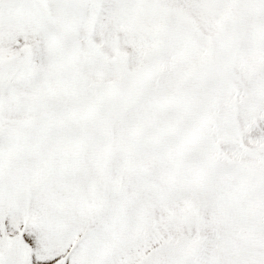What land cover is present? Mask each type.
I'll return each instance as SVG.
<instances>
[{
    "label": "snow or ice",
    "instance_id": "6c2138e0",
    "mask_svg": "<svg viewBox=\"0 0 264 264\" xmlns=\"http://www.w3.org/2000/svg\"><path fill=\"white\" fill-rule=\"evenodd\" d=\"M0 264H264V0H0Z\"/></svg>",
    "mask_w": 264,
    "mask_h": 264
}]
</instances>
